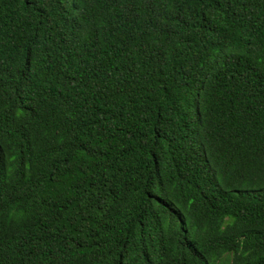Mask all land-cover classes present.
I'll return each mask as SVG.
<instances>
[{"label": "trees", "instance_id": "obj_1", "mask_svg": "<svg viewBox=\"0 0 264 264\" xmlns=\"http://www.w3.org/2000/svg\"><path fill=\"white\" fill-rule=\"evenodd\" d=\"M0 264H264V0H0Z\"/></svg>", "mask_w": 264, "mask_h": 264}]
</instances>
